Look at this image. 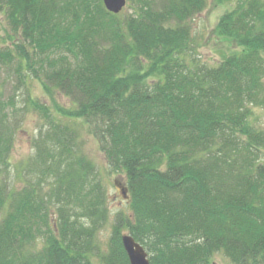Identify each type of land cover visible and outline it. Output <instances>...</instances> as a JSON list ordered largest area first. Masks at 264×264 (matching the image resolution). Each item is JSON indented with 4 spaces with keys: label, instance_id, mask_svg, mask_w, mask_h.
I'll return each mask as SVG.
<instances>
[{
    "label": "trees",
    "instance_id": "trees-1",
    "mask_svg": "<svg viewBox=\"0 0 264 264\" xmlns=\"http://www.w3.org/2000/svg\"><path fill=\"white\" fill-rule=\"evenodd\" d=\"M216 1L235 3L216 30L240 48L208 65L194 56L190 24L208 0H128L124 15L103 0H0L22 81L71 101L57 113L27 101L44 124L15 190L6 180L15 103L0 99V264H94L105 192L79 153V127L129 189L104 264H130L123 231L151 264L219 254L264 264V130L254 123L264 111V0ZM13 58L1 53L0 63Z\"/></svg>",
    "mask_w": 264,
    "mask_h": 264
},
{
    "label": "rangeland",
    "instance_id": "rangeland-1",
    "mask_svg": "<svg viewBox=\"0 0 264 264\" xmlns=\"http://www.w3.org/2000/svg\"><path fill=\"white\" fill-rule=\"evenodd\" d=\"M130 5L131 2H128L127 7L121 12L122 15L129 14ZM234 5L235 3L220 4L216 0H208L207 8L191 20L190 24L194 36V56L200 62L208 65L218 64L224 55L229 54L231 49L240 48L233 41L220 36L216 30L220 18ZM16 41H18V35L12 32L8 21L0 13V54L12 53L14 57L12 62L6 66L0 63V99L4 102H10L13 99L15 103V107L10 106L8 109L11 114V126L14 129L11 128L9 131L12 137V146L8 158L9 175L6 180L9 186L19 190L24 187L27 179L19 177L17 172L20 169H25L26 165L36 158L35 141L38 140L40 129L44 124L40 114L32 108V105L29 106L27 101L29 99L39 100L49 106L54 113H57L56 105L71 107V101L58 91H53L52 94L46 92L37 78L31 75L24 73L26 76L23 80L25 81H22L23 77L18 72L20 56L19 52L14 49ZM255 114L254 123L258 128L264 130V111L256 109ZM13 124L17 127H14ZM90 132V130L77 128L78 150L89 161V167H92L90 162L92 163L97 176L91 179L99 181L98 183L105 192L107 219L104 226L97 229L98 232L95 233L94 243L96 249L91 255L94 264H104L101 257L110 251L115 217L121 213L127 214L129 212V202L122 196L121 191L115 184L116 180L126 184L124 173L111 170L108 159ZM81 220L91 226L89 217L82 215ZM122 233L129 232L123 231ZM148 255L150 259L149 252ZM212 262L231 264L230 260L223 254L217 255Z\"/></svg>",
    "mask_w": 264,
    "mask_h": 264
},
{
    "label": "water",
    "instance_id": "water-1",
    "mask_svg": "<svg viewBox=\"0 0 264 264\" xmlns=\"http://www.w3.org/2000/svg\"><path fill=\"white\" fill-rule=\"evenodd\" d=\"M106 10L112 14H120L127 6V0H103ZM115 181L116 186L120 189L122 196L128 199V188L126 184ZM122 243L128 255L130 264H151L149 255L144 247L135 241L130 234L122 236ZM216 264V263H214Z\"/></svg>",
    "mask_w": 264,
    "mask_h": 264
}]
</instances>
